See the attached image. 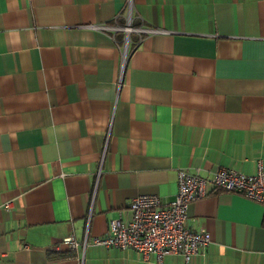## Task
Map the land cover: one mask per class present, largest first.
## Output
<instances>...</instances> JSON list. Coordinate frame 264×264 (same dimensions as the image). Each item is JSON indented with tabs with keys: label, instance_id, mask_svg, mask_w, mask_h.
Listing matches in <instances>:
<instances>
[{
	"label": "crops",
	"instance_id": "0c3cea01",
	"mask_svg": "<svg viewBox=\"0 0 264 264\" xmlns=\"http://www.w3.org/2000/svg\"><path fill=\"white\" fill-rule=\"evenodd\" d=\"M130 1L162 31L121 63L86 25L125 0H0V264H153L60 239L104 235L135 195L170 201L177 169L264 175V0ZM207 191L185 225L209 242L162 264H264V204Z\"/></svg>",
	"mask_w": 264,
	"mask_h": 264
},
{
	"label": "built area",
	"instance_id": "2783aa9c",
	"mask_svg": "<svg viewBox=\"0 0 264 264\" xmlns=\"http://www.w3.org/2000/svg\"><path fill=\"white\" fill-rule=\"evenodd\" d=\"M131 1L124 3V24L111 23L88 24L91 29L106 31L114 40L116 32L122 33L121 63H123L128 45H136L144 34L161 32V29L149 27L138 22L132 26L135 19L131 14ZM129 34L136 35L131 42ZM122 68V67H120ZM121 78V69L117 85ZM256 170L253 174L243 173L231 167H218L208 176H202L197 171L177 169L175 172L176 190L173 198L162 203L155 194H139L128 200L126 208L129 212L128 220L110 219L107 222V231L104 235L88 236L77 243L71 235L62 237L60 243L68 248L86 245L101 246L112 249H132L141 259L149 263V255L153 257V264H162L165 255L179 254L184 262L204 248L209 237L204 229L192 230L185 225L186 209L190 202L207 195V185L212 189L232 192L243 197L264 204V175L262 174L261 160L255 162ZM5 206H8L5 204Z\"/></svg>",
	"mask_w": 264,
	"mask_h": 264
},
{
	"label": "trees",
	"instance_id": "16d2710c",
	"mask_svg": "<svg viewBox=\"0 0 264 264\" xmlns=\"http://www.w3.org/2000/svg\"><path fill=\"white\" fill-rule=\"evenodd\" d=\"M124 12V11H123ZM120 17H118L117 18V23L119 24V25H123L124 24V18H123V15H119ZM138 24V21H136V19H133L132 20V23H131V25L132 26H135V25H137ZM137 38V37H136ZM136 38L133 40V38H132V34L130 35L129 34V40L131 41V42H134L135 40H136ZM114 40H115V44H116V46H118V47H121V44H122V33L121 32H116L115 34H114ZM130 46H132V44L130 43L129 45H128V47H130ZM64 253L63 252H59L57 255H63Z\"/></svg>",
	"mask_w": 264,
	"mask_h": 264
}]
</instances>
